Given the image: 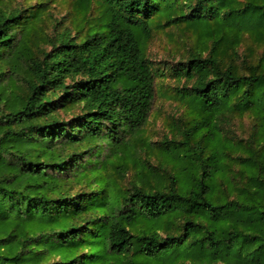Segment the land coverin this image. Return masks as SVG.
I'll return each mask as SVG.
<instances>
[{"label": "trees", "instance_id": "trees-1", "mask_svg": "<svg viewBox=\"0 0 264 264\" xmlns=\"http://www.w3.org/2000/svg\"><path fill=\"white\" fill-rule=\"evenodd\" d=\"M50 1L0 0V264H264V0H76L71 27ZM157 27L184 48L159 68ZM162 67L169 169L139 155Z\"/></svg>", "mask_w": 264, "mask_h": 264}, {"label": "rangeland", "instance_id": "rangeland-1", "mask_svg": "<svg viewBox=\"0 0 264 264\" xmlns=\"http://www.w3.org/2000/svg\"><path fill=\"white\" fill-rule=\"evenodd\" d=\"M16 1L20 2L22 6H27L35 4L37 0H27L25 5H23V0ZM103 3H105L104 0H90V5L85 15L99 18L103 15ZM49 4L53 7L52 13L55 16V20H65L64 26L71 27L72 22L77 23L81 15L84 14L79 13L76 0H51ZM94 22L95 20L89 18L87 25L83 24L84 29L89 27L88 34H92L98 29L97 27L90 28V26H94ZM158 28L154 29L153 36L148 43L147 55L154 61L155 66L159 68V63L178 61L182 57L184 48L181 47L182 33L180 31L174 28ZM50 31L51 29L49 28ZM71 33L75 34L73 31ZM168 33L173 35V37L168 35ZM162 69L164 73L156 79V93L152 111L143 130L149 145L146 146V151L140 152L139 155L149 160L154 166L164 165L165 168L169 169L171 164L167 162L169 161L168 156L164 158L162 149L164 146L169 145L171 141L181 139V131L184 130L185 126H187L186 124L190 121L191 114L189 101L176 93L177 87L181 88V83H178L170 72L165 73L164 67ZM250 127L251 121L249 118H237L229 126L228 133L233 137H247ZM168 155L172 157L171 154ZM132 173L133 170L126 174L124 183L128 181Z\"/></svg>", "mask_w": 264, "mask_h": 264}]
</instances>
